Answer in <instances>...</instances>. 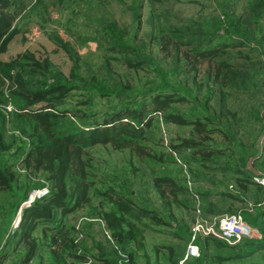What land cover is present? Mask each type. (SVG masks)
<instances>
[{"label": "trees", "instance_id": "1", "mask_svg": "<svg viewBox=\"0 0 264 264\" xmlns=\"http://www.w3.org/2000/svg\"><path fill=\"white\" fill-rule=\"evenodd\" d=\"M33 1L39 4L44 0ZM79 1L76 8H91L89 0ZM148 1L152 4L149 13L153 23L147 49L158 50L163 58L146 53L140 43H132L139 31L142 8V0H132L133 37L127 40L115 24H104L103 36L96 37L98 58L79 54L77 47L85 45V37L80 39L69 33L74 36L71 42L54 31L46 35L53 48L67 58V75L56 69L47 57L39 59L31 52L18 54L8 61L0 60V201L8 212L4 220H13L19 213L15 229L12 230L11 222L7 225L4 222L0 232V244L4 241L3 245L11 246L14 255L11 258L0 245V264L6 259L10 260L9 264H138L137 253L141 254L142 264H178L193 219L191 215L187 224L181 218L177 223L172 221L175 220L173 207L188 209L178 199L180 194L190 198L192 214L196 205L204 217L239 212L247 225L256 226L257 229L250 227L259 235L264 233V209L260 212L255 207L258 201L254 194L259 195L261 191L252 183L255 175L248 174L244 166L240 165L243 168L236 171L228 166L224 153L229 154V159L235 153L227 146L222 148L215 140L218 136L229 144L228 132L240 129L235 112L228 109L229 94L225 89L240 92L264 86V0H213L214 13L198 12L187 18L160 15L152 8L153 3L162 0ZM239 1L241 11L234 14ZM24 10L20 0H0V55L6 52L8 43L18 32L19 15L25 17L31 11L25 14ZM162 20L166 22L163 26ZM226 49L237 52L227 55ZM231 56L239 59L242 67L233 66ZM169 60L176 67L164 72L161 66ZM140 75L145 79L141 86L138 85ZM168 75H181L185 84L171 82ZM188 79L192 82L189 88L186 87ZM203 88L208 93L205 97ZM101 100L107 104L116 101L120 109L108 105L113 111L110 113L104 105L96 112L94 108ZM128 104L136 110L125 109ZM169 104L178 106L174 109ZM184 104L187 107L180 110L178 107ZM80 107L81 110H76ZM234 107L238 109L237 105ZM150 113L160 116L165 124L189 129L187 136L177 137L176 144L169 147L171 154L145 145L148 138L144 128L154 126L151 119L144 122ZM94 115L99 120H93ZM257 115V112L252 114L255 120ZM226 121L235 124L231 126ZM256 137L249 143L250 152L242 145L239 154L242 164L249 161L254 170L264 174V148L255 154ZM97 147L118 153L122 163L119 180L116 175L97 172L91 156ZM177 154L180 160L174 162L169 156ZM18 163L21 172L16 167ZM171 164L178 165L176 168L186 166L191 181L199 176L222 175L224 179L231 178V173L235 176L227 184L209 183V191L199 187L186 190L187 178L184 187L179 184L183 173L180 168L179 182L174 177L163 176L171 174V169L162 172L164 167L158 172L154 168V165ZM124 167L148 183L145 197L150 202L155 197L157 203L147 199L138 201L131 190L138 183L124 181ZM19 174L25 179L18 181ZM250 187L254 193L249 192ZM39 190H46L44 196L21 206L29 194ZM211 192H215L216 203L221 205L205 203L204 197ZM91 195L97 199L92 211L109 232L112 240L109 246H115V251H111L117 263L115 258H107L98 244L95 249L99 254H89L79 244L83 228L76 230L66 222L67 217L90 206ZM250 208L257 212L256 216L247 212ZM7 228H11L8 234ZM146 232L169 236L175 243L154 244L149 256L145 247ZM196 245L198 257L187 259L183 264H264L261 236L233 246L210 238L197 239ZM210 246L215 248V255L208 257Z\"/></svg>", "mask_w": 264, "mask_h": 264}, {"label": "rangeland", "instance_id": "2", "mask_svg": "<svg viewBox=\"0 0 264 264\" xmlns=\"http://www.w3.org/2000/svg\"><path fill=\"white\" fill-rule=\"evenodd\" d=\"M21 3L25 6V14L28 12V10H31L28 15L22 14V16L19 15V19L17 21V30L18 32L16 35L12 37L10 42L8 43L6 52L2 55H0V60L2 61H8L15 57L18 54H22L24 52H31L33 53L37 58L41 59L43 57H47L49 62L58 69L62 74L67 75L68 73V67L69 62L65 55L57 50L54 49L53 46L48 42L46 35H48L51 31L57 32L60 34L65 40L73 41L74 36L70 35L69 33L76 34V36H79L80 39L83 37L87 38L86 43L83 47H77L79 54L83 55L84 57L88 56L89 54L93 55V58H98L99 51H95L97 45V39L98 36H103V33L101 32V28L104 24L107 23H113L116 25V27L123 31L124 38L127 40H130L131 37H133L134 34V26L135 23L132 20V13L133 8L131 1L132 0H89L91 3L90 9H83L80 10L79 8H76L77 5L80 3L79 0H44L39 2V4H34L33 0H20ZM213 0H162L159 3H153L152 10L156 13H159L160 15H165L167 17H171L172 15H175L177 18H187V17H193L198 12H201L203 14L206 13H214L213 9ZM236 11L234 14H238V12L241 11L242 2L239 1L238 4H236ZM44 6V8H43ZM150 7H152V4L148 0H142V8L140 10V25H139V31L137 33V36L134 37V40H132V43H140L143 46L144 51L151 52L154 56L156 55L157 58H163L164 55L160 54L158 50L154 51V49H147V45L149 42V33L151 32V26H152V17L150 18ZM73 14V15H72ZM152 22V23H151ZM162 26L166 24L164 20L161 21ZM100 49V48H99ZM101 50V49H100ZM222 50V49H221ZM95 51V52H94ZM223 52V51H222ZM225 54L227 55H233L237 52L236 49H226ZM243 52V50H242ZM232 60L231 63L233 66H236L237 68L242 67V62L239 59H235L234 56H231ZM164 72H167L169 69L176 67L173 63V60H169L167 64L161 66ZM201 76L197 77V83L201 80ZM130 80L133 82L135 81L133 77H129ZM168 79L178 85H184V81L180 76L176 77V75H168ZM123 83L126 82L125 79H121ZM145 79L140 75V80L138 81V85H143ZM191 80L188 79L186 82V87L189 88L192 86ZM228 92V109L231 112H235V118H237V124L240 126L237 128L236 132H233L230 130L228 132V139L230 140V143H224L220 140L218 136H215L216 142H219L223 147L227 146L231 149L233 153H235V156L231 159H229V154L224 153L228 157V166H233L234 171L239 170L240 168H243L241 166H244V170L248 174H252L255 176H263L264 174L261 172H257L250 166V162L246 161L242 164L239 150L242 145L245 146L246 152H250L248 148H250V142L254 136H258L255 138V141L257 143L255 144V154H258L261 152V148H264V86L262 88H253L250 87L248 90L235 92L225 89ZM165 92H168V90H165ZM203 96H207V89L203 88L202 90ZM139 96L136 98L138 99ZM126 101V99L124 100ZM106 105V108L105 106ZM111 105L115 109L119 108V104L116 101H111L110 103H105L104 100H101L97 106H95L94 110L97 112L101 107L104 106V109H107L108 112H113L112 109L108 108ZM174 109L177 108V104H169ZM234 105L238 106V109H235ZM187 107L186 104L179 106L178 108L180 110H183ZM37 108V107H35ZM211 108H214V105H211ZM120 109V108H119ZM118 109V110H119ZM125 109L128 110H136V107L134 105H127ZM149 107H146V110H148ZM81 110V107L76 109ZM76 110H74L76 112ZM130 112V111H129ZM257 112L258 115L256 117V120L253 118L252 114ZM126 113H128L126 111ZM77 114V112H76ZM225 116H228V113H225ZM93 120H99L98 115H94L92 117ZM153 120L154 126L152 127V124L144 128V132L147 133V140L148 142L145 143V145L149 146L153 150H158L160 152H163V154H171L172 152L169 147L172 145H175V139L178 137L182 138L183 136H187V133L189 129L186 128H180L173 124H165L163 123V119L156 114L150 113L144 118V122L147 120ZM228 119H231V117H228ZM229 125H234V121H226ZM196 136V135H193ZM109 148H99L93 150L91 153V156L94 160V163L97 164V172H101L103 174H107L108 176L116 175L118 180L119 176L122 175V163L121 158L118 155V153L111 152ZM167 152V153H165ZM187 152L185 151L184 154ZM171 159H173L174 162L179 161V155H171L169 156ZM153 164H150L152 166ZM241 165V166H240ZM168 166V167H167ZM167 166H157L154 165L155 170L160 172L162 168L165 167V170L162 172H169L171 169V174H163V176H170L174 177L179 182L178 179V169L176 166L178 165H167ZM240 166V167H239ZM18 168V171L21 172L20 163L16 165ZM147 167V166H146ZM257 168L261 169V166L258 165ZM144 170L145 168L142 167ZM182 170V171H181ZM248 170H252L253 172H249ZM123 171L126 173L125 175V182H133L136 181L138 184L132 186L131 190L134 191L135 195L138 198V201L141 202V200L147 199L148 202H150L148 197H145L146 190L148 188V183H144L143 180L139 179V176H134L129 173L127 169H123ZM181 171V180L182 182H179L181 186L184 187L185 184V178H187V182L185 185V189H197L202 188L209 191V183L214 184H223L228 183L229 178H222V175H208L205 178H202L201 176L198 177V179L191 181L190 174L187 170L186 166H183L180 168ZM256 172V173H254ZM93 173L97 176L98 175L95 171ZM201 173H203L201 171ZM186 176H185V175ZM232 177L230 180L235 176L234 173H231ZM18 181L21 179H25V176L22 174L18 175ZM36 179L37 175L34 176ZM184 178V180H183ZM145 179V178H144ZM146 182L148 180L146 179ZM29 183V181H28ZM35 183V181L31 182V184ZM190 184V186L188 185ZM188 186V187H187ZM217 190L218 186L215 185ZM215 192H211L210 196H205L204 200L205 203H212L217 204L216 201L218 200L216 197L213 196ZM140 195L143 197L140 198ZM211 195L213 197H211ZM150 196V195H149ZM201 198V197H200ZM180 202H183L188 209L182 208H175L173 207V215L176 223L180 220V218L187 224L189 217L192 215L190 211V207H192L191 200L186 195H179ZM198 201V199H197ZM202 201V198H201ZM97 202V199L93 198L91 195V204L90 206H87L84 208V210L79 209L77 213H74L73 215L66 218V222L69 225L74 226L76 230H80L83 228V233L81 232L79 236L80 246L84 247L86 251L89 252L92 256H97L99 254L98 251L95 249V245H99L104 252V254L107 256V258H110L114 260V256L112 255V251H115V246H109V244L112 243V240L110 239L109 232L104 230L103 225L99 221L98 217L94 215L92 209L96 207L95 203ZM155 197H152V200L150 203H157ZM199 203V202H198ZM221 204H217L219 206ZM2 202L0 201V232L3 231L4 222L10 224L11 222V228L12 230L15 229V227L18 224L19 218L17 213L16 217L11 221L6 219L8 216L7 209H3ZM227 206V205H225ZM152 207L158 208L159 205H155ZM4 218V219H3ZM171 223L173 224L174 222ZM5 225V226H6ZM10 229L6 230V234L10 233ZM82 231V230H81ZM169 232V231H168ZM6 234L3 238V240L6 238ZM1 237V233H0ZM78 240V241H79ZM168 242V243H175L174 239L165 236L162 234V236L155 233V235L148 234L146 232L145 234V244H146V253L150 256L151 252H149V249H151L154 244H159L162 242ZM4 241L1 242V248L4 249L6 254H10L11 258H14V255L11 254L12 247L3 245ZM183 243H181V246ZM215 248L213 246H210L208 248V257L214 256L215 253H213V250ZM21 252V249L19 250ZM116 253L119 254L118 251ZM139 255L138 264H142L143 261L141 260L140 253H137ZM225 255V253H223ZM121 257H123L122 254H119ZM259 257L258 255L256 256ZM153 261V258L150 259V262ZM115 262L117 263L118 260L115 258ZM10 260H4L2 264H9ZM178 264H183V262H178Z\"/></svg>", "mask_w": 264, "mask_h": 264}, {"label": "built area", "instance_id": "3", "mask_svg": "<svg viewBox=\"0 0 264 264\" xmlns=\"http://www.w3.org/2000/svg\"><path fill=\"white\" fill-rule=\"evenodd\" d=\"M252 183L261 189V194L264 198V177L255 176L252 178ZM45 193L46 190L32 192L29 194L27 201L21 206H28L35 198H40ZM194 208L193 219L189 227V239L185 245L184 254L180 262L198 257L197 239L210 238L228 246H233L242 240H258L260 238L258 232L243 221L239 212L204 217L197 205Z\"/></svg>", "mask_w": 264, "mask_h": 264}, {"label": "crops", "instance_id": "4", "mask_svg": "<svg viewBox=\"0 0 264 264\" xmlns=\"http://www.w3.org/2000/svg\"><path fill=\"white\" fill-rule=\"evenodd\" d=\"M248 189H249V192H250V193H254V191L251 189V187L248 188ZM259 195H260V196H259ZM259 195L254 194V197H255V198L257 199V201H258V204H256L255 207H256V208H259L260 212H262V210L264 209V198L262 197L261 191H260ZM249 200H250V198H247V199H246V202L248 203V205L251 204V202H249ZM258 206H261V207H258ZM247 212L251 213L252 216H256V215H257V212H253V211H252V208L248 209ZM262 221H263V220H262ZM249 226L254 227V228L257 229L256 226H252V225H249ZM260 236H261V238H262V240H263V239H264V233H263V234H260Z\"/></svg>", "mask_w": 264, "mask_h": 264}]
</instances>
